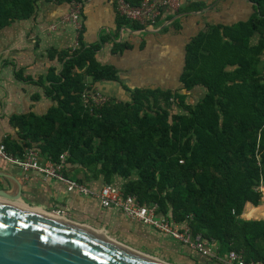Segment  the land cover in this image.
<instances>
[{
  "label": "trees",
  "instance_id": "1",
  "mask_svg": "<svg viewBox=\"0 0 264 264\" xmlns=\"http://www.w3.org/2000/svg\"><path fill=\"white\" fill-rule=\"evenodd\" d=\"M39 1L0 0V30L35 18ZM248 1L256 5L249 21L210 26L190 41L181 90L123 86L129 101L110 99L93 112L84 105V93L98 82H119L118 70L99 62L97 54L110 42L113 53L133 49L128 41H116L120 30L146 26L116 9L115 30L96 43H84L83 29L77 49L49 51L57 68L37 80L16 74L20 81L40 86L54 105L41 116H11L17 140H6L7 150L21 154L34 148L53 161L68 152V171L79 182L121 180L126 194L144 205L157 204L160 213L178 223L188 222L194 234L215 239L223 251H242L248 261H264V219L241 218L247 203L261 204L259 188L264 186V83L252 64L264 50V0ZM208 6V0L190 1L166 19ZM171 27L179 29L177 20ZM257 32L259 44L251 47ZM228 66H237L230 86L223 78ZM197 85L207 92L192 106L183 91ZM174 106L184 112L172 113Z\"/></svg>",
  "mask_w": 264,
  "mask_h": 264
},
{
  "label": "crops",
  "instance_id": "2",
  "mask_svg": "<svg viewBox=\"0 0 264 264\" xmlns=\"http://www.w3.org/2000/svg\"><path fill=\"white\" fill-rule=\"evenodd\" d=\"M208 3L209 6L203 11L185 17L176 16L174 20L179 23V29L171 27L174 20L166 19L175 12L166 10L155 27L146 26L144 30L137 31L125 28L120 30L116 41H128L133 44V49L124 53H113V43L110 42L97 54L99 62L114 66L118 70L119 82H98L92 86L93 89L117 101L130 100V93L123 86L130 90H181V75L190 41L206 32L210 26H234L249 21L256 14V5L248 0H208ZM116 9L113 0L85 2L83 37L86 45L96 43L103 33L115 30ZM67 12V3L40 0L35 18L15 22L0 30V143L17 140V130L9 122L11 116L30 112L41 116L54 105L40 86L22 82L16 74L22 73L37 80L46 75L50 68L59 66L56 60L49 58L51 49L65 50L75 47L77 33L72 25L59 27L56 31L51 30V26L59 23ZM260 38L261 35L255 33L250 46L257 47ZM252 64L256 66V74L263 77L264 83V50ZM236 69L237 66H228L224 71L223 78L228 86L233 84L231 79L234 80L237 76ZM87 80L91 81L90 78ZM183 92L187 95V103L195 106L205 96L207 89L197 85L190 91ZM0 170L20 179L24 185L23 197H30L31 190L38 191L52 199L54 210L49 208V211H65V217L72 220L81 221V217H75L76 214L92 213L98 230L105 231L137 251L170 264H221L203 257L175 239L130 220L117 209L103 208L99 200L93 197L69 193L57 181L45 179L34 172L24 173L1 158ZM66 173L72 177L68 169ZM103 184L105 183L93 181L89 185L100 189ZM259 190L263 194L261 204L254 207L247 203L242 219H264V186Z\"/></svg>",
  "mask_w": 264,
  "mask_h": 264
},
{
  "label": "water",
  "instance_id": "3",
  "mask_svg": "<svg viewBox=\"0 0 264 264\" xmlns=\"http://www.w3.org/2000/svg\"><path fill=\"white\" fill-rule=\"evenodd\" d=\"M0 179V264H170L98 230L92 213L57 216L51 198L35 190L23 197L9 172Z\"/></svg>",
  "mask_w": 264,
  "mask_h": 264
},
{
  "label": "built area",
  "instance_id": "4",
  "mask_svg": "<svg viewBox=\"0 0 264 264\" xmlns=\"http://www.w3.org/2000/svg\"><path fill=\"white\" fill-rule=\"evenodd\" d=\"M86 1L68 3V12L60 19L59 23L51 26L53 31L66 25H72L75 28L77 41L72 49L79 47L78 37L83 30V10ZM113 1L119 13L126 18L147 27H155L166 10L176 12L187 2L196 0H141L140 4L126 0ZM83 101L85 107L93 112L94 108H101L108 103L110 98L93 89L84 93ZM68 156V152H64L57 161H53L51 158L43 159L39 151L34 148L25 149L21 154H13L7 150L5 143H0V158L17 166L24 173H38L45 179L61 183L69 193L93 197L99 200L103 208L117 209L130 220L181 242L203 257L221 264H264V261L246 260L242 251H223L215 239H207L201 234H194L188 222L174 221L160 213L157 204L144 205L138 201L137 197L126 194L114 184L105 183L100 189H96L87 183L73 179L66 173ZM51 213L57 216H66V212L62 210L51 211Z\"/></svg>",
  "mask_w": 264,
  "mask_h": 264
},
{
  "label": "rangeland",
  "instance_id": "5",
  "mask_svg": "<svg viewBox=\"0 0 264 264\" xmlns=\"http://www.w3.org/2000/svg\"><path fill=\"white\" fill-rule=\"evenodd\" d=\"M56 1H59V0H56ZM75 29V28H74ZM76 31V30H75ZM77 32V31H76ZM119 101H125V100H119ZM184 111L183 110H181V109H178L177 107H173V109H172V113H183ZM78 177H82V175H79ZM87 183H92L93 181H91V182H89V181H86ZM98 182H101V181H97V183ZM115 185H117V186H120L121 185V180H117V182L116 183H114Z\"/></svg>",
  "mask_w": 264,
  "mask_h": 264
},
{
  "label": "bare ground",
  "instance_id": "6",
  "mask_svg": "<svg viewBox=\"0 0 264 264\" xmlns=\"http://www.w3.org/2000/svg\"><path fill=\"white\" fill-rule=\"evenodd\" d=\"M261 215V214H260ZM256 217V216H255Z\"/></svg>",
  "mask_w": 264,
  "mask_h": 264
}]
</instances>
